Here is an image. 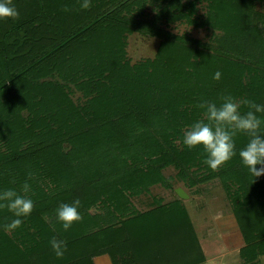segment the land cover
<instances>
[{
	"label": "trees",
	"instance_id": "obj_1",
	"mask_svg": "<svg viewBox=\"0 0 264 264\" xmlns=\"http://www.w3.org/2000/svg\"><path fill=\"white\" fill-rule=\"evenodd\" d=\"M80 2L13 0L18 19L0 20V191L25 195L27 181L35 205L12 232L3 225L15 217L0 210V264H95L102 254L112 264H198L185 198L150 192L177 182L191 196L219 183L243 238L239 264H261L264 175L254 178L238 154L249 137H235L237 155L215 172L202 147L182 140L203 119L202 100L264 105V12L254 8L264 0ZM173 23L220 33L209 48ZM132 33L158 39L153 57L128 56ZM77 198L83 219L65 232L55 210ZM52 237L67 242L62 258Z\"/></svg>",
	"mask_w": 264,
	"mask_h": 264
},
{
	"label": "clouds",
	"instance_id": "obj_2",
	"mask_svg": "<svg viewBox=\"0 0 264 264\" xmlns=\"http://www.w3.org/2000/svg\"><path fill=\"white\" fill-rule=\"evenodd\" d=\"M92 6L91 0H81L79 9L87 10ZM71 9L65 5L62 11ZM19 12L13 4V0H0V20L18 19ZM221 73L217 71L213 79L219 80ZM219 103L213 100H202L196 105L203 110V119L186 127L183 132L182 143L189 150L202 147L204 155L203 163L213 172L218 171L227 162L237 155L235 137L238 134H246L249 139L247 144L239 151L241 163L254 177L264 175V119L257 114L264 113V105L257 104L249 99L237 100L230 94H222ZM248 111L241 112V106ZM179 142V141H178ZM257 165L261 167L257 168ZM29 173L28 178L32 179ZM31 190V185L26 181L21 186L19 194L15 189L0 191V210H7L15 217L3 225L5 232H12L20 228L23 218L31 215L35 205L26 194ZM81 201L77 198L71 204L61 203L55 210L56 220L66 232L72 226L82 221L79 211ZM52 251L57 258H62L67 251V242L56 237L49 241Z\"/></svg>",
	"mask_w": 264,
	"mask_h": 264
},
{
	"label": "rangeland",
	"instance_id": "obj_3",
	"mask_svg": "<svg viewBox=\"0 0 264 264\" xmlns=\"http://www.w3.org/2000/svg\"><path fill=\"white\" fill-rule=\"evenodd\" d=\"M255 9L264 12V5L258 4L254 6ZM172 29L174 32H185L191 38H196L205 43L209 48H213L214 37L220 32L216 29H212L208 26H193L183 23H173ZM127 53L133 60H138L145 57H153L158 44V39L154 37L142 36L138 33H132L128 35ZM174 173L171 169L167 171V174ZM176 187H181L188 194L185 204L190 212L192 220L195 224L199 236L201 238L203 249L206 252L211 253L213 250H218L227 246L228 240L225 238L223 231H220L216 226L215 217L221 215L219 210L228 209L226 202L225 192L219 183L215 185L206 186L207 191L203 193L194 192L191 196L184 187L182 182L175 183L173 188H166L161 185H154L150 189L151 194L162 197L165 201L170 200L176 196ZM146 199L145 196H140L134 199L135 205L139 208H145L141 203ZM212 250V251H211ZM264 262V258H262ZM221 264H236V256L234 261L231 258L222 260Z\"/></svg>",
	"mask_w": 264,
	"mask_h": 264
},
{
	"label": "crops",
	"instance_id": "obj_4",
	"mask_svg": "<svg viewBox=\"0 0 264 264\" xmlns=\"http://www.w3.org/2000/svg\"><path fill=\"white\" fill-rule=\"evenodd\" d=\"M219 211L221 215L215 217V222L217 228H219L220 231L224 232L225 238L226 240H228L227 246L226 247L224 246L223 248H220L218 250H213V251L211 250L212 251L211 253L206 252L203 249L201 242L202 240L199 236V233L195 228L204 254L203 261L198 264H221L222 260L223 259L225 260L226 258L228 259L231 258L234 261L235 256H236V264H239L241 261L239 255V249L243 245V238L241 236V232L235 220V216L230 210L227 209H223ZM261 258H264V256H262ZM94 261L95 264H112L107 254L96 256L94 258ZM261 264H264V262H262Z\"/></svg>",
	"mask_w": 264,
	"mask_h": 264
},
{
	"label": "water",
	"instance_id": "obj_5",
	"mask_svg": "<svg viewBox=\"0 0 264 264\" xmlns=\"http://www.w3.org/2000/svg\"><path fill=\"white\" fill-rule=\"evenodd\" d=\"M175 191H176V193L180 196V197H182V198H186V197H188V194L184 191V189L183 188H181V187H176L175 188Z\"/></svg>",
	"mask_w": 264,
	"mask_h": 264
}]
</instances>
